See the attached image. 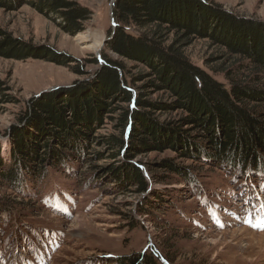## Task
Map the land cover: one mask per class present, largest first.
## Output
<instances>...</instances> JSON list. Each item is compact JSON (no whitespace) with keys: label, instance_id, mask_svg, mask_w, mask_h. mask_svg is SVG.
<instances>
[{"label":"trees","instance_id":"trees-1","mask_svg":"<svg viewBox=\"0 0 264 264\" xmlns=\"http://www.w3.org/2000/svg\"><path fill=\"white\" fill-rule=\"evenodd\" d=\"M26 4L59 19L71 35L84 30L92 15L79 0H0L6 11ZM113 16L116 26L105 48L118 58L109 53L100 55L102 61L92 57L89 62L99 67L88 80L54 88L27 102L18 117L23 126L9 136V161L0 153V186L19 189L28 178L46 176L50 167L60 168L68 161L88 163L97 179L107 175L125 191L145 195L138 211L148 215L165 201L150 182L163 183L169 175L191 182L190 166L179 161H205L242 175L261 173L257 170L264 165V21L239 17L204 0H115ZM196 40L219 48L221 55L208 65L220 60L224 67L210 71L222 72L228 84L191 61L186 48ZM0 57L60 65L74 61L1 28ZM125 60L147 71L133 72ZM82 67L75 66L74 71L87 74ZM9 91L0 80V106L17 103ZM160 92L166 99L151 100ZM108 118L115 132L99 137L97 142L105 149L89 156L96 129ZM166 151L176 157L158 163L142 160ZM106 159L111 164H95ZM2 207L5 223L12 218V209ZM115 264L158 262L152 254H139Z\"/></svg>","mask_w":264,"mask_h":264},{"label":"rangeland","instance_id":"rangeland-1","mask_svg":"<svg viewBox=\"0 0 264 264\" xmlns=\"http://www.w3.org/2000/svg\"><path fill=\"white\" fill-rule=\"evenodd\" d=\"M204 1L239 17L264 21V0ZM79 2L92 15L76 35L65 32L59 19L28 4L16 11L0 8L1 29L74 60L60 65L45 59L0 57V80L17 100L0 106V153L5 161H9L11 149L9 136L23 126L18 117L31 98L88 80L99 67L89 62L92 57L102 61L100 55L109 53L118 58L105 48L107 42L103 44L116 26L115 0ZM81 38L89 39L82 42ZM89 42L101 45L95 49L87 46ZM186 53L195 65L228 84L222 72L210 71L224 67L220 60L208 65L221 55L219 48L196 40ZM80 64L87 74L74 71ZM125 64L133 72L147 71L130 60ZM150 98L166 99L161 92ZM114 132L115 125L108 118L96 129L88 155L102 152L105 146L99 145L98 138ZM175 157L166 151L144 155L142 160L158 163ZM179 163L190 166L191 182L174 175L163 183L150 182L165 201L160 208L152 207L148 215L138 211L145 195L125 191L107 175L97 179L88 163L68 161L60 168L50 167L46 176L28 178L19 189L0 186V207L12 209L8 222L0 215V264H115L120 258L139 254H152L158 264H264V226H259L264 218V165L253 176L205 161ZM95 164L111 162L106 159Z\"/></svg>","mask_w":264,"mask_h":264},{"label":"bare ground","instance_id":"bare-ground-1","mask_svg":"<svg viewBox=\"0 0 264 264\" xmlns=\"http://www.w3.org/2000/svg\"><path fill=\"white\" fill-rule=\"evenodd\" d=\"M88 37V36H87ZM89 38H81L80 40L83 42V41H87ZM101 44H98V43H87V46L88 47H91V48H95V49H98L100 47Z\"/></svg>","mask_w":264,"mask_h":264},{"label":"snow or ice","instance_id":"snow-or-ice-1","mask_svg":"<svg viewBox=\"0 0 264 264\" xmlns=\"http://www.w3.org/2000/svg\"><path fill=\"white\" fill-rule=\"evenodd\" d=\"M259 226H264V218L261 219Z\"/></svg>","mask_w":264,"mask_h":264},{"label":"water","instance_id":"water-1","mask_svg":"<svg viewBox=\"0 0 264 264\" xmlns=\"http://www.w3.org/2000/svg\"><path fill=\"white\" fill-rule=\"evenodd\" d=\"M107 42V39L104 41V43L103 44H105ZM99 54V53H98Z\"/></svg>","mask_w":264,"mask_h":264}]
</instances>
